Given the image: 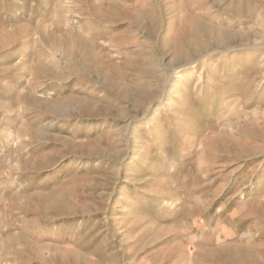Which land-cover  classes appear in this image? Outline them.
Instances as JSON below:
<instances>
[{
    "label": "rangeland",
    "instance_id": "374dc122",
    "mask_svg": "<svg viewBox=\"0 0 264 264\" xmlns=\"http://www.w3.org/2000/svg\"><path fill=\"white\" fill-rule=\"evenodd\" d=\"M0 264H264V0H0Z\"/></svg>",
    "mask_w": 264,
    "mask_h": 264
}]
</instances>
